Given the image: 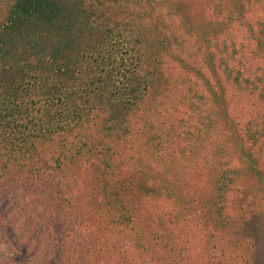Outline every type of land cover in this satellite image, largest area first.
Returning <instances> with one entry per match:
<instances>
[{
    "label": "trees",
    "instance_id": "1",
    "mask_svg": "<svg viewBox=\"0 0 264 264\" xmlns=\"http://www.w3.org/2000/svg\"><path fill=\"white\" fill-rule=\"evenodd\" d=\"M1 6L0 179H61L49 196L72 203L56 211L70 229L66 264H236L244 255L228 248L242 247L249 264H264V208L246 192L222 197L232 180L219 159L234 156L256 181L249 192H264L238 129L261 134L264 65L236 33L207 37L162 0ZM218 121L215 136L230 137L193 166L207 186L177 183L171 163L183 152L161 138L165 122L178 137L198 125L209 135ZM193 142L202 152L207 138Z\"/></svg>",
    "mask_w": 264,
    "mask_h": 264
},
{
    "label": "rangeland",
    "instance_id": "2",
    "mask_svg": "<svg viewBox=\"0 0 264 264\" xmlns=\"http://www.w3.org/2000/svg\"><path fill=\"white\" fill-rule=\"evenodd\" d=\"M6 1L0 0L2 8L6 5ZM162 1L166 4L171 2L181 19L187 18L185 19L187 22L205 28L207 37L215 36L217 40L219 37L228 39L236 33L237 41L247 45L252 54L262 63L261 66L264 65V0ZM124 34L128 42L134 39H139L138 42L143 41L135 32L127 31ZM145 40L149 41L147 37ZM244 117H246L244 114L238 117L239 119L243 118V120H238L241 126L246 125L249 120L248 117L247 120ZM165 123L161 138L166 139L169 145L173 143L174 149L175 146L180 147L183 152V158L171 163L172 175L175 176L176 174L174 170L180 173V175L177 174L180 179L177 183L187 180L191 181L195 187L201 188L204 187V184L207 186L206 183H203L206 179L199 178L198 176H201L200 171L198 168L193 170V166H196L200 161L202 153L206 154L210 162L216 159L215 152L217 150L214 149L213 144H217L218 140L221 139L224 141L225 138L230 137L228 136L230 134L226 132L224 135L215 136L223 125L222 122L218 121L209 130V135L202 133L206 132L205 130H198L201 129L198 125L196 128L187 126L186 131L184 128L182 134L176 137L174 131L166 132L170 123ZM238 129L243 136L241 138L243 151L253 155L255 167L259 171L257 172L258 177H264V124L261 134L255 131L249 134L240 127ZM202 137H206L207 142H202V147L199 148L202 149V152H197L198 147L193 141ZM225 144L228 149L232 148L231 140L226 141ZM174 149L169 148V154L172 153L176 156V151H179ZM219 160L227 170L224 172L225 175L220 177L227 178L230 173L232 180L228 183L230 190L222 191V197H227V201L235 200L241 192H246V199L256 200L259 203V208L263 209L264 192H249L248 188L256 181L247 173V166L235 156L230 161L225 158ZM221 165L217 167H221ZM32 175L27 173L23 178L22 175L11 173L0 179V264H66V255L63 250L68 249V247L65 244L63 246V243L70 229L67 224H64L65 219L61 212L57 214L56 211L58 208L61 211H66L72 203L68 201L58 205L54 201L55 197L49 196L52 193L56 194L57 197V191L61 189V179L52 178L48 180L47 178L45 179L46 182L40 183L37 180L33 182L34 176L32 178ZM47 175H52L51 170ZM180 176L182 177L180 178ZM224 182L228 181L223 180L222 183ZM232 205L228 203L230 208L233 207ZM227 210L224 211L227 212ZM228 251L233 257L240 252L243 253L244 256L236 258V264H249L244 247H242V251L233 248H228Z\"/></svg>",
    "mask_w": 264,
    "mask_h": 264
}]
</instances>
